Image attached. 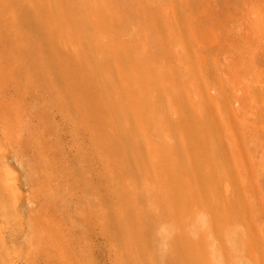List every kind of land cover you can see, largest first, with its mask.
<instances>
[{
  "label": "rangeland",
  "instance_id": "1",
  "mask_svg": "<svg viewBox=\"0 0 264 264\" xmlns=\"http://www.w3.org/2000/svg\"><path fill=\"white\" fill-rule=\"evenodd\" d=\"M209 1L0 0V264H264V0Z\"/></svg>",
  "mask_w": 264,
  "mask_h": 264
},
{
  "label": "bare ground",
  "instance_id": "2",
  "mask_svg": "<svg viewBox=\"0 0 264 264\" xmlns=\"http://www.w3.org/2000/svg\"><path fill=\"white\" fill-rule=\"evenodd\" d=\"M141 1V0H140ZM152 1V0H151ZM171 1H173V0H171ZM188 1H190V3H188ZM138 2V1H137ZM179 3L183 6V7H191V6H193V7H196L195 9H197L199 6H202V7H210L211 6V2L209 1V0H179ZM151 4H153V2H151ZM160 4H162V2H160ZM193 7H192V9H193ZM198 10V9H197ZM197 10H195V11H197ZM246 17V16H245ZM204 26L202 27V29H203V35H204V47H205V51H206V53H205V57H204V62H203V66H204V68L206 69V70H209V68L211 67V63H212V61H214V68L216 69V70H218V67L216 66V65H218L217 64V62H216V60L215 59H212L211 57H210V52L211 51H213V50H219V42L216 40V39H214L213 38V36L211 35V30H210V25L211 24H214V23H216V22H213L211 19H208V17H206V19L204 20ZM236 25V24H235ZM237 28V27H236ZM248 37V32H245V29L243 28L242 29V32H241V34L240 35H238V38H239V40H241V41H243L245 38H247ZM263 37H264V35H263ZM237 41V40H236ZM234 44V43H233ZM236 45V44H235ZM238 46V45H237ZM231 47V46H230ZM222 48V47H221ZM220 48V49H221ZM239 48V47H238ZM220 51V50H219ZM214 54V53H213ZM216 54V53H215ZM83 91V90H82ZM83 95V94H82ZM111 111H113V112H116L117 114H119V115H123L122 114V110H121V108L118 106V105H116V104H113V103H111L110 104V108H109ZM261 128H263L262 127V125H261ZM263 130H264V128H263ZM223 183V182H222ZM226 184V183H225ZM5 188H7V187H5ZM9 188H10V186H9ZM13 188H14V186H13ZM15 189V188H14ZM7 190H9V189H7Z\"/></svg>",
  "mask_w": 264,
  "mask_h": 264
}]
</instances>
